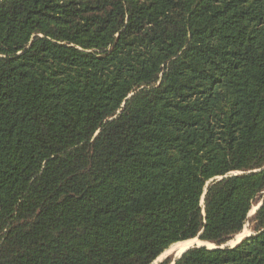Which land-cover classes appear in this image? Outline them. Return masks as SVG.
<instances>
[{"label":"trees","instance_id":"trees-1","mask_svg":"<svg viewBox=\"0 0 264 264\" xmlns=\"http://www.w3.org/2000/svg\"><path fill=\"white\" fill-rule=\"evenodd\" d=\"M260 200L175 264H264V0H0V264H152Z\"/></svg>","mask_w":264,"mask_h":264},{"label":"rangeland","instance_id":"rangeland-1","mask_svg":"<svg viewBox=\"0 0 264 264\" xmlns=\"http://www.w3.org/2000/svg\"><path fill=\"white\" fill-rule=\"evenodd\" d=\"M261 200L260 201H257V202H255L254 204H253V206H252V208H251V210H250V212H249V214H248V221L246 222V224H245V226H244V228H243V230L241 231V232H239V233H243V234H241V236H240V238H236V235L230 240V242H229V244H231V245H235V244H237L238 242H240L244 237H246V236H250L251 234H253L254 233V226H255V224H254V222H253V220H252V217L254 216V214L256 213V211L260 208L259 206H260V204H261ZM238 233V234H239ZM197 239V238H196ZM200 242H199V240H196V242L195 243H193L192 245H195V246H197L196 244H199ZM191 246V245H190ZM182 253V252H181ZM180 253V254H181ZM180 254H178L177 252H175L174 250H172V249H166L161 255H160V257L156 260V261H154L152 264H160L161 262H163V261H165V260H167V259H171V262H170V264H174L175 263V261H176V259L178 258V256L180 255Z\"/></svg>","mask_w":264,"mask_h":264},{"label":"water","instance_id":"water-1","mask_svg":"<svg viewBox=\"0 0 264 264\" xmlns=\"http://www.w3.org/2000/svg\"><path fill=\"white\" fill-rule=\"evenodd\" d=\"M204 202V197H203V199H202V203ZM263 204V201L261 202V204H260V206L259 207H261V205ZM246 237H248V236H246ZM246 237H244L240 242H238L237 244H235V245H231V244H229V242L230 241H228V242H226V243H224V244H222V245H216L215 243H212V242H208V241H202L199 237H196L197 238V240H199V244H196L197 246H207L208 248H224V247H226V246H230V247H234V246H236V245H238V244H240ZM195 245H191V246H189L188 248H186L179 256H178V258L179 257H181L182 256V254L185 252V251H187L189 248H191V247H194ZM160 257V256H159ZM158 257V258H159ZM157 258V259H158ZM156 259V260H157ZM155 260V261H156ZM175 264V263H174Z\"/></svg>","mask_w":264,"mask_h":264},{"label":"bare ground","instance_id":"bare-ground-1","mask_svg":"<svg viewBox=\"0 0 264 264\" xmlns=\"http://www.w3.org/2000/svg\"><path fill=\"white\" fill-rule=\"evenodd\" d=\"M243 233L236 234V238L237 239L240 238L241 234H243ZM196 240H197L196 238H193V239H190V240L181 241V242H178V243L173 244L172 246L169 247V249H172L175 252H177L178 254H180L186 248H188L190 245H192L193 243H195Z\"/></svg>","mask_w":264,"mask_h":264}]
</instances>
